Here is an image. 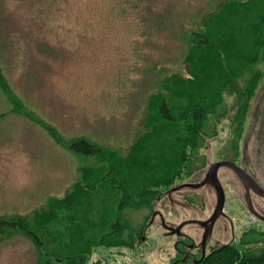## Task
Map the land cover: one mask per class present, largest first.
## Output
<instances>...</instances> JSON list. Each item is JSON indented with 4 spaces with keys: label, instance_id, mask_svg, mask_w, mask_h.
<instances>
[{
    "label": "rangeland",
    "instance_id": "rangeland-1",
    "mask_svg": "<svg viewBox=\"0 0 264 264\" xmlns=\"http://www.w3.org/2000/svg\"><path fill=\"white\" fill-rule=\"evenodd\" d=\"M224 1L0 0V66L10 90L8 95L0 87V215H30L79 182L80 168L92 160L67 148L72 139L84 137L126 154L159 77L185 73L183 35ZM257 69L264 74V62ZM219 130L208 141L206 167L186 182L201 183L211 164L230 161L264 186V75L237 153L228 143L227 120ZM219 179L234 236L220 218L208 251L237 243L247 232H264L236 175L221 168ZM169 196L148 211L127 212L133 227H145L139 247L99 248L90 261L170 264L178 236L166 233L161 219L175 228L207 221L217 198L209 187ZM252 200L255 209L262 208L258 197L252 194ZM201 229L189 224L183 232L202 242ZM0 264H36L34 245L23 235L0 242Z\"/></svg>",
    "mask_w": 264,
    "mask_h": 264
},
{
    "label": "trees",
    "instance_id": "trees-1",
    "mask_svg": "<svg viewBox=\"0 0 264 264\" xmlns=\"http://www.w3.org/2000/svg\"><path fill=\"white\" fill-rule=\"evenodd\" d=\"M182 44L185 73L159 77L127 153L84 137L70 140L72 153L92 160L80 168L79 182L30 215H0V242L23 235L35 247L36 264H105L91 262L93 252L139 247L145 227H133L127 212L150 210L203 170L208 141L219 136L223 120L238 152L264 75L257 69L264 62V0H225ZM0 87L9 95L1 66ZM198 264H264V232L216 247Z\"/></svg>",
    "mask_w": 264,
    "mask_h": 264
},
{
    "label": "water",
    "instance_id": "water-1",
    "mask_svg": "<svg viewBox=\"0 0 264 264\" xmlns=\"http://www.w3.org/2000/svg\"><path fill=\"white\" fill-rule=\"evenodd\" d=\"M221 168L230 169L240 179L241 183L245 187L246 201L250 213L257 219H260L261 221L264 222V219H262L259 216V214L255 211L250 197L251 191H253L258 196L264 198V189L254 180V178L234 162L225 161V162H217L211 164L203 182L198 184H187L182 187V188H192L194 190L195 189L198 190L203 187L209 186L214 190L217 198V204L211 218L207 221H188L176 228L166 225L165 222L162 220V226L164 227V229L170 232L169 235L171 236L174 235L181 236L182 229L189 224H197L200 227H202L204 229V238L202 242V247H203L202 259L206 256V252H205L206 243L208 239L212 236L217 221L219 220L220 217L224 216V212H225L226 194L222 186V183L219 179V171ZM199 262L200 261H197L194 264H197Z\"/></svg>",
    "mask_w": 264,
    "mask_h": 264
},
{
    "label": "flooded vegetation",
    "instance_id": "flooded-vegetation-1",
    "mask_svg": "<svg viewBox=\"0 0 264 264\" xmlns=\"http://www.w3.org/2000/svg\"><path fill=\"white\" fill-rule=\"evenodd\" d=\"M263 144V143H262ZM257 165H258V162H257ZM206 173V172H205ZM248 173V172H247ZM252 176V175H251ZM237 177V176H236ZM254 178V177H253ZM237 179H238V181H239V183L242 185V188L243 189H245V187H244V185L241 183V181H240V179L237 177ZM254 180H255V178H254ZM256 181V180H255ZM257 182V181H256ZM258 183V182H257ZM260 183V182H259ZM258 183V184H259ZM263 189H264V186H262L261 184H259ZM206 187H209V186H206ZM203 188H205V187H203ZM211 190H213L211 187H209ZM245 193H246V191H245ZM252 194L254 195V196H256V197H258V199H260V201L262 202L261 203V206H262V208L261 209H255V207H254V204H253V200H252ZM171 195V194H170ZM168 196V198L170 199V196H169V194L167 195ZM245 197H246V195H245ZM251 200H252V204H253V207H254V209H255V211L259 214V216L262 218V219H264V198H262V197H260V196H258L257 194H255L253 191H251ZM230 216L228 215V213H226V210H225V212H224V216H222V217H220L221 219H223V218H225L227 221H228V223H229V225H228V227H225V232H229L230 231V234H231V236L233 235L234 236V234H233V229H232V226H234V224H233V221L229 218ZM161 218V217H160ZM219 218V219H220ZM255 219H257L256 217H255ZM163 219H161V221H162ZM259 222H262V223H264L263 221H261L260 219H257ZM164 221V220H163ZM218 222V221H217ZM217 224V223H216ZM163 227V226H162ZM215 227H216V225H215ZM215 227H214V230H213V234H214V231H215ZM164 228V227H163ZM202 228V227H201ZM226 229H228V231H226ZM201 230H203L202 232H203V234H202V242H203V238H204V229H201ZM165 232L166 233H170L169 231H167L166 229H165ZM213 234H212V236L208 239V241H207V243H206V247H205V252H206V256L207 255H209L210 253H211V251L214 249V247L212 246L211 248H210V250L208 251V245L210 244V241H211V238L213 237ZM174 236H176V235H174ZM174 236H172V237H174ZM233 238V237H232ZM201 242V240L199 241V242H197L196 240H194V239H192V237H191V235H187V234H185L184 232H183V229H182V235L181 236H178L177 237V241L175 242V249H176V257H175V259L170 263V264H194L195 262H197V261H202L203 259H202V257H203V247H202V242ZM228 244H230V243H228ZM226 245V244H225ZM198 264V263H197Z\"/></svg>",
    "mask_w": 264,
    "mask_h": 264
}]
</instances>
